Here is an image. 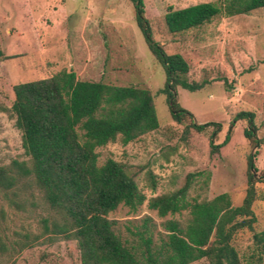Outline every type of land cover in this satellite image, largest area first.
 I'll list each match as a JSON object with an SVG mask.
<instances>
[{
    "label": "rangeland",
    "instance_id": "obj_1",
    "mask_svg": "<svg viewBox=\"0 0 264 264\" xmlns=\"http://www.w3.org/2000/svg\"><path fill=\"white\" fill-rule=\"evenodd\" d=\"M143 1L154 39L167 53L183 56L189 81L205 82L196 91L178 86L177 100L196 122L222 124L215 140L219 149L210 150L211 128L198 132L189 120L177 123L171 118L166 95L160 91L164 69L147 47L130 0H0V165L14 159L29 162L11 110L13 85L72 69L81 80L134 85L153 95L159 127L125 145L115 141L97 148L99 163L112 157L124 164L147 197L172 192L189 173H200L191 182L189 199L227 193L233 205H240L247 192V157L252 151L243 134L246 123L237 121L229 140L223 141L233 115L253 111L260 138L255 164L264 171V7L222 14L198 28L171 33L164 22L168 7L223 0ZM149 172L155 176L154 193ZM27 182L15 194L0 192V240L6 247L0 249V264H81L75 240L56 237L42 227V218L52 212L32 180ZM255 192L253 229H239L231 240L244 264L252 252L253 233L264 229L263 182L255 183ZM108 217L116 221L123 238H131L149 217L156 239L164 232V220L183 222L188 211L160 217L145 201L135 212L119 205Z\"/></svg>",
    "mask_w": 264,
    "mask_h": 264
},
{
    "label": "trees",
    "instance_id": "obj_2",
    "mask_svg": "<svg viewBox=\"0 0 264 264\" xmlns=\"http://www.w3.org/2000/svg\"><path fill=\"white\" fill-rule=\"evenodd\" d=\"M130 1L148 49L164 69L160 91L166 95L171 118L177 123L189 120V126L198 132L211 128L209 147L211 152L217 151L221 144L215 140L222 124L196 122L193 113L177 100L178 86L196 91L205 82L187 79L189 65L183 56L167 53L154 39L144 1ZM262 7L264 0L199 2L168 7L164 22L171 33H181L222 14H245ZM13 93L11 110L29 162L14 159L0 165V192L15 194L16 188L28 186L27 181L32 180L52 212L42 218V227L56 237L75 240L81 264H190L201 258L208 264H244L231 240L239 229H253L255 183H264V171L255 164L260 138L253 111L236 112L223 141L229 140L237 121L246 123L243 134L252 148L247 157L248 186L242 203L235 206L227 193L189 199L191 182L200 173H189L185 183L172 192L147 197L124 164L112 157L99 163L97 148L115 141L125 145L159 127L148 88L81 80L72 69H62L49 77L16 83ZM154 177L149 172L152 193ZM145 201L160 217L188 211V218L183 222L164 220V232L154 239L149 217H145L131 238H123L108 214L119 205L135 212ZM252 240L245 264H264V229L254 232ZM0 249H6L1 240Z\"/></svg>",
    "mask_w": 264,
    "mask_h": 264
}]
</instances>
